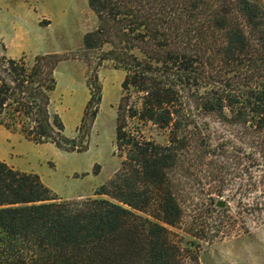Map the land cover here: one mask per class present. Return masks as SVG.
<instances>
[{
  "label": "trees",
  "instance_id": "1",
  "mask_svg": "<svg viewBox=\"0 0 264 264\" xmlns=\"http://www.w3.org/2000/svg\"><path fill=\"white\" fill-rule=\"evenodd\" d=\"M88 4L98 24L83 46L97 50L98 60L77 135L65 134L52 109L58 53L32 62L0 58V124L36 143L86 150L103 96L97 68L112 60L126 72L115 141L120 167L94 197L62 199L38 173L0 159V264H198L169 229L184 216L174 171L195 148L194 108L254 134L262 188L254 210L264 215V7L253 0ZM133 93L140 104L127 110ZM128 118L168 129L167 143L128 130Z\"/></svg>",
  "mask_w": 264,
  "mask_h": 264
},
{
  "label": "rangeland",
  "instance_id": "2",
  "mask_svg": "<svg viewBox=\"0 0 264 264\" xmlns=\"http://www.w3.org/2000/svg\"><path fill=\"white\" fill-rule=\"evenodd\" d=\"M253 1L264 7V0ZM43 15L49 16L51 22L47 24L44 19L41 25H27L29 40L22 42L24 38L12 36L11 19L20 20L14 16ZM97 24L88 0H0V52L8 53L0 54V58L23 52L29 62L42 53H58L62 59L55 70L57 87L52 109L61 115L69 137L77 135L90 99L87 82L97 63L98 51L85 50L83 36ZM3 40L10 43L8 52ZM97 72L103 96L97 117L83 141L86 150L66 151L54 143H36L20 132L4 138L3 151L0 148L9 165L38 173L62 199L94 197L95 190L112 178L121 164L115 141L118 106L124 94L121 84L126 72L115 68L112 60L103 61ZM138 96L131 95L127 110L140 104ZM193 114L197 124L195 148L190 158L174 171L184 216L177 226L169 227L172 236L184 253L197 255L198 264H264V215L254 210L262 192L255 184L260 179L261 167L260 156L255 154L254 134L225 125L216 115L198 108H194ZM127 121L130 131H142L162 144L169 139L166 128L143 124L137 118ZM238 164L243 171L237 169ZM219 198L225 201L224 207L212 205ZM187 264L197 263L188 260Z\"/></svg>",
  "mask_w": 264,
  "mask_h": 264
},
{
  "label": "crops",
  "instance_id": "3",
  "mask_svg": "<svg viewBox=\"0 0 264 264\" xmlns=\"http://www.w3.org/2000/svg\"><path fill=\"white\" fill-rule=\"evenodd\" d=\"M27 11H28V13H30L31 9L28 8ZM16 17L19 18L20 20H18V21L14 20L12 22V19H11L10 31H12V36L17 35V36H19V38H24V40H22V42L30 39V33H29V29H28L27 25H31V24L33 26L41 25L43 23L44 19L48 21L47 24H49L51 22L49 16H44V15L43 16H14L15 19H16ZM7 19H8V17H7ZM6 20H3V22L6 23L7 22ZM4 43H3V45H5L4 47H5V49H7V52H8V46L10 45V43L8 44L6 42V40L4 41ZM2 53L8 55V53H6V51L0 52V54H2ZM21 53H22L21 55H17V56H13V57H21L23 54H25L23 52H21ZM15 133H17V132H11L10 130L6 129L2 124H0V146H1L0 148L2 149V151L4 149L2 146L3 142H4V138L8 139L12 134H15ZM47 143H51V142H47ZM0 159L6 161V159L1 156V151H0Z\"/></svg>",
  "mask_w": 264,
  "mask_h": 264
},
{
  "label": "water",
  "instance_id": "4",
  "mask_svg": "<svg viewBox=\"0 0 264 264\" xmlns=\"http://www.w3.org/2000/svg\"><path fill=\"white\" fill-rule=\"evenodd\" d=\"M216 205L218 207H224L225 206V201H223L221 198L217 199Z\"/></svg>",
  "mask_w": 264,
  "mask_h": 264
}]
</instances>
